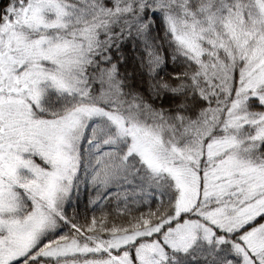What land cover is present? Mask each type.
I'll return each instance as SVG.
<instances>
[{"label":"snow or ice","instance_id":"snow-or-ice-1","mask_svg":"<svg viewBox=\"0 0 264 264\" xmlns=\"http://www.w3.org/2000/svg\"><path fill=\"white\" fill-rule=\"evenodd\" d=\"M0 264H264V0H0Z\"/></svg>","mask_w":264,"mask_h":264}]
</instances>
